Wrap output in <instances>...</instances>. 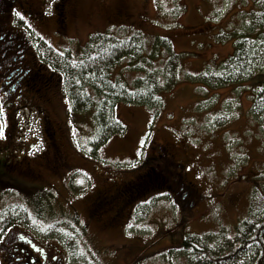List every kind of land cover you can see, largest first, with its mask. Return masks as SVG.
Masks as SVG:
<instances>
[{
    "label": "rangeland",
    "instance_id": "obj_1",
    "mask_svg": "<svg viewBox=\"0 0 264 264\" xmlns=\"http://www.w3.org/2000/svg\"><path fill=\"white\" fill-rule=\"evenodd\" d=\"M33 1L36 6L41 5L39 1ZM47 1L46 4L51 6L55 0ZM223 1L222 10L227 5L230 6L224 20L234 15H241L243 20L247 19L250 13H238L249 7L245 1L251 4L252 0H243L247 5L244 7L241 5L242 0ZM152 2L162 13L156 21L148 16L153 12ZM199 4V0L75 1L76 11L69 14L68 35L78 37L77 42L80 44L89 41L88 46L96 45L99 41L93 42L91 38L96 39L103 35L120 40L132 36L141 38V45L144 47L142 54H136V50H133L132 56L116 66L111 72L113 82L126 83V86L136 91V81L138 85L143 79H152L144 72L147 70L150 76L158 73L163 86L159 92L162 106L157 109L148 104H118L116 114L126 126L125 135L113 136L98 154L92 151L89 143L91 135H94L93 119L89 115H78L71 111L67 96L61 91L60 76L54 79L53 84L58 86L52 87L54 93L49 97L50 101H47L48 107L44 113L32 111L21 116L27 121L19 122V129H28L32 136H44L42 124L50 122L66 160L67 170L62 173V177L42 170L40 160L32 157L16 161L11 171L15 178L18 177L17 174L21 175L19 180L13 179L29 180L21 182L28 186L35 184L37 190L41 189L36 194H33L35 189H27L25 196L34 197L42 207L40 210L44 220L40 227L46 229L50 235L62 234L63 237L56 236L58 240L44 239L42 243L52 242L53 247L62 249V253L69 260L67 264H187L186 257L177 249L184 236L220 234L223 230L232 234L238 222L247 216L252 200L257 205L261 202L260 207H264V135L250 114L252 104L249 87L228 84L215 89L200 88L201 82L192 79L205 72L212 63L227 59L235 46L226 36L222 39L213 38L223 25L218 24L216 12L211 16H200ZM182 13L183 16L180 17ZM73 15L76 16L74 19ZM180 21L184 23L181 24ZM54 29L55 22L53 18H49L43 29L44 38L57 45L59 54H69V59L74 62L84 60L83 56L76 58L77 46H71L70 52V45L61 44L59 37L64 38L63 35L54 37ZM103 41L97 45L95 52L87 49L84 56H88L85 59L95 57L102 60L109 56L111 53H107L108 42L104 44ZM136 42L139 44L137 39ZM112 43L110 52L118 48L117 40ZM42 45L45 53V43ZM176 60L179 62L178 84L165 91L166 63L173 64ZM142 65H146V69ZM154 76L156 79L157 75ZM172 77L176 79L175 75ZM255 79L256 76H253L249 80V86L253 87ZM106 101L107 99L102 100L98 106ZM7 125L6 133L9 123ZM155 146L163 149L175 163L183 166L176 179L174 175L171 176L177 182L185 179L194 186L197 204L193 210L186 213L187 210L173 199L175 194L169 191L171 189L164 187L147 191L136 200L135 204L142 206L135 215L140 214L131 218L129 225L126 226L123 221L127 215H133L136 193L130 202L133 205L122 213V218L126 214L124 220L110 223L106 215L98 227L88 217L98 216L91 212L94 198L98 194L113 192L136 182V171H145L152 165L158 166V159L150 161L157 153ZM32 154L34 155V151L30 155L33 156ZM43 156L49 157L45 153ZM0 160L2 166L3 161L1 158ZM28 160L33 164L29 166V171L24 163ZM168 168L170 171H179ZM35 171L40 173L34 175ZM70 174L74 175L72 187L69 185L71 176L68 179ZM169 175L167 172L166 178H162L165 184H169ZM6 177L7 173L0 172V181ZM11 183L13 181H6V185ZM2 188L0 186V190ZM176 191H183L180 181L176 185ZM18 193H8L7 206L20 198L14 197ZM50 202L55 207V213H51L53 208ZM73 208L79 212L78 221L85 226V230L81 236H74L77 239L67 237L68 245L61 239L66 237L58 227L75 232L70 228L73 226L67 223L76 217ZM62 212L66 213L61 214ZM54 228L56 230L53 231ZM17 234L13 232L7 240V246L12 245L10 242L19 237L15 236ZM67 245L69 250L65 248ZM77 250L82 255L73 254L78 253ZM171 250L175 252L168 253ZM13 254L22 257L25 253ZM8 257L5 253V260ZM13 262L16 263L15 258Z\"/></svg>",
    "mask_w": 264,
    "mask_h": 264
},
{
    "label": "trees",
    "instance_id": "obj_2",
    "mask_svg": "<svg viewBox=\"0 0 264 264\" xmlns=\"http://www.w3.org/2000/svg\"><path fill=\"white\" fill-rule=\"evenodd\" d=\"M40 1L43 2L44 0ZM203 1L204 0H199L200 3H202ZM27 2L33 10L38 7L34 4L33 0H27ZM245 3L248 4L249 7L241 10L238 14L250 13L247 19H241V15H236V17L235 15L231 16L229 19L224 20L223 26H227V28H219L218 33L213 35V38L217 37L219 39H222L223 36H226L228 37L229 41L232 42V45L235 43L234 49L232 50L233 54H229V56H231H228V58L224 61H222L223 59L220 60V63H212L205 72L198 76L192 77V79L201 82L200 84L202 86H199L200 88L205 87L209 89H215L228 84H236L242 87H249V91L251 92L250 99L252 104L250 114L253 122L257 124L259 129H261L262 134L264 135V0H252L251 4L245 1ZM246 4L243 3V0L241 1V5L243 7L247 6ZM233 19H235L234 22H232ZM219 24L221 25V22ZM31 38L36 47L43 46L42 43H45V40H43L42 38L36 36L34 38L32 36ZM91 39L96 43L98 41L100 43L102 40H104V44L105 42H108L109 49L107 53L111 54L103 58L102 60L95 57L85 59V56H88H84L85 51L87 49H91L93 52H95V48L99 44L97 43L96 45H89L83 50L78 48L76 58L83 56L84 60L80 59L74 62V60L69 59V57H71L69 54V56L60 55L58 52H56L55 49H53V47L45 43L44 47L47 51L44 53L45 60H43L46 64L48 63L53 68V71L56 72L57 76H60V78L62 77L63 88L65 89L64 93L67 96V99L72 108L71 111L78 115H89L93 119L92 133L94 135H91L89 143L91 144L92 151L95 154H98V152H102L103 148L107 146L113 136H121L126 131V126L117 118L116 113L118 104H148L152 106V108L157 109L162 106V100L159 92L162 91L163 85L160 84L158 73L155 72L150 76L147 73V70H144V72H146L147 76L151 77L152 79H143V81L139 82L138 85V81H136V91L126 86L128 85L126 83L119 84L117 82H113L112 80V70L116 66L120 65L124 59L132 56L133 50H136V54H142L144 47L143 45H141L140 37L132 36L129 38H123L125 40H120L117 39V37L103 35L101 37H97L96 39L94 37H92ZM136 39L139 44H137ZM114 40H117L118 48H115L112 52H110L113 48L112 42ZM101 49L102 47L100 44L99 50L101 51ZM102 52L106 53L104 50H102ZM178 63V60H176L173 64H171L170 62L166 63L167 65L165 68V72L167 71V74L164 79L165 91L168 89H172L178 84ZM145 66L146 65H142V68L146 69ZM39 72H42V70L39 69L38 71L37 69V73L40 75ZM154 75H157L156 79L154 78ZM174 75L176 79H173L172 76ZM253 76H256V79L254 80L253 87H251L249 86V80H251ZM57 86L58 85H55V88ZM46 91L44 93L43 89H40V92L34 96V101H32L33 106H27L29 107L30 111L44 113L45 109L48 107L47 101H50V99L45 96ZM52 93H54V90L49 89L46 95L48 97H51ZM105 99H107V101L104 102V104L98 106V103L102 102V100ZM44 100L46 101L45 104ZM42 104H44L45 106L43 107ZM19 112L21 113V109L15 110L14 113H10L9 124H11L10 130L15 131L16 134L19 132V136H21L22 132L20 131L22 130H20L18 127V132H16L15 128L17 127V124L15 125L14 123H12V116L14 117L15 121H22L21 116L17 118V114ZM43 121H45V119H43ZM48 124L51 125L50 122H46L45 125L43 124L44 129L46 126V128L51 130L52 133L54 129H51ZM220 124L221 123L219 122L218 125ZM53 135L56 138L55 132L53 133ZM44 136L48 137L46 136L45 130ZM56 141L58 142L57 138ZM154 148L157 153L154 152L156 154L155 158L151 159L150 161L153 162L158 159L166 167H170L173 170H179L176 172L172 170L168 171L169 173L171 172L170 175H174L176 179L179 172L182 171L183 166L175 163L165 153V151H162L163 149H159L157 148V146H155ZM50 150L53 152L54 149L48 148L46 154H48L49 156H51ZM2 161L3 165L0 166V172L4 173V170L7 169L10 165L7 164L4 159H2ZM41 161L45 166L49 168H57V164H49L45 161L44 158L43 160L41 158L40 162ZM149 165L152 164L150 163ZM152 167L154 166L152 165L148 167L145 171H136V182L134 181L131 184L129 183L126 186H122L121 188H119V190H115L113 192L98 194L94 198V201L98 197L101 200H104V195L116 193V191H119V193L123 194L126 198V202H124L122 206L125 207L127 205L125 209L128 210V208L133 205V203L135 204L136 200L140 199V197L143 196L147 191L168 187L175 194L174 197L176 198L177 202L183 203L181 207L187 210L185 212L190 213V211H192V202H194V204H197V197H194L197 196V193L193 188L194 186L190 185L189 181H186L185 179L179 180L181 188H183V191L181 192L176 191V187H173L171 184L159 187L157 181L152 182L150 185H146V175L149 169ZM262 170H264V167ZM155 177L156 175L153 174L154 179ZM72 179L73 177H71L69 181L70 187H72ZM8 180L12 181L10 172L7 173V177L5 178V180L0 181L1 186L5 188L4 193H9L10 191L13 193H18V189L22 190L21 186L23 185L21 183H16L17 181L11 183V185H6V181ZM179 181H176L177 186L179 185ZM72 189L75 191L74 188ZM135 193L136 199L133 203H130L132 199H134L133 195ZM185 194L186 200L182 201L180 197L181 195ZM262 201L264 202V199H262ZM255 203V200H252L247 216L238 222L232 234H230V232H227L226 230H223L220 234H188L184 236L181 241L179 240L180 246L177 249H179L184 254L187 259V264H264V207H260L262 206L261 202L258 205ZM141 206L142 205L138 207L135 204L132 212L133 215H127L125 220L124 217L126 214L124 213L122 220H124L123 222L126 223V226L129 225L128 223H130L131 218H135V216H138L140 214L139 213L138 215H135L138 213ZM31 207L35 210V206ZM73 211L75 213L74 216H76L73 217V219H75L73 221L74 224L70 223V221H68L67 223L68 225L71 224V226H73L70 228H72V230H75V232L72 233L70 230H65L60 226L58 227L60 231L69 233L64 234L66 238H61L66 244H68L69 242L67 237L81 236L77 234V232L79 233L85 230V227L82 225V223L78 221L80 220L79 212H76L74 208ZM38 213L42 215L40 208L38 209V212H36L37 217L40 218V215ZM23 214H25V209L18 206L14 209V211L3 214L1 213L0 223L2 224L9 222L10 225H21L23 222L24 229L36 235L42 234L44 238H49L50 240H58L56 236L63 237L62 234L50 235L46 231V229H41L40 226L42 221L34 218V215H31L27 207L25 216L27 218H31V222H29L27 219H22L20 215ZM56 228H54L53 231L56 230ZM74 238L77 239L76 237ZM39 239L42 238L39 237ZM68 245L65 248H68L69 250L70 248L68 247ZM59 250L62 251V249ZM172 252L175 251H168V253ZM73 254L82 255V253L79 251L78 253L75 252Z\"/></svg>",
    "mask_w": 264,
    "mask_h": 264
},
{
    "label": "flooded vegetation",
    "instance_id": "obj_3",
    "mask_svg": "<svg viewBox=\"0 0 264 264\" xmlns=\"http://www.w3.org/2000/svg\"><path fill=\"white\" fill-rule=\"evenodd\" d=\"M76 0H55L50 10L47 11L46 6L43 2L35 10H33L28 4L27 0H0V158L10 166L4 170V172H10L11 176L13 169L12 165L16 161L22 159L26 160L30 157L38 158L40 160L44 158V153L48 151V148H54L51 151V156L44 158L49 164H57V168H49L40 162V167L42 170L48 173H54L62 177V173L66 171V160L62 151L60 150L59 143L56 141L53 135L54 131L48 128L44 129L46 131V136H32L29 135L30 132L27 131V137L19 136L18 132V120L15 121L12 116V123L17 124L16 132L10 130L11 124H9L8 133H6L8 128V123H10V113H14L15 110L23 109L29 105L33 106L32 101H34V96L43 89V92L55 87L54 79L57 77L56 72L53 71L52 67L44 62V50L41 46L36 47L32 40V35H41L44 31L43 29L47 26L49 18H53L55 21V30L52 32L53 35H63L59 37L61 41L67 40L75 44L74 40L70 39L69 25H70V15L76 11L75 8ZM51 11V15L49 12ZM70 14V15H69ZM76 16L73 15V19ZM57 29V30H56ZM67 37H66V36ZM75 37V36H74ZM78 37L74 39L77 40ZM37 51V52H36ZM44 59V60H43ZM37 69L42 70L37 73ZM48 70V71H46ZM46 91V94H47ZM45 96L49 99V97ZM44 100V104H45ZM44 104L43 107L45 106ZM51 129L52 126L48 124ZM6 128V130H5ZM5 130V133H4ZM22 134L24 130L21 129ZM2 137L5 139L2 140ZM21 137V138H19ZM28 140L31 142L29 143ZM34 151V155L31 156V152ZM39 151L38 153H36ZM36 153V154H35ZM48 155V154H47ZM34 161V160H33ZM27 165V171H29L33 164L31 161H25ZM64 170V171H63ZM26 171V172H27ZM170 171L162 162L158 166L149 169L146 175V185H150L152 182L157 181L158 186H166L163 179L166 178V173ZM156 172V173H155ZM40 172H34L36 175ZM171 173V172H170ZM30 174V173H29ZM153 174L156 175L155 179ZM15 179L19 180L20 174ZM12 181L16 183H21L22 190L18 189V194L21 199L19 203L21 206L34 205L35 208H42L40 203L34 197L25 196L27 189L34 190L33 194L41 191L36 189L37 186H28L21 181L29 180H15ZM163 178V179H162ZM169 184L176 187L177 182L172 179V176H168ZM32 183V182H31ZM170 185V186H171ZM1 186V184H0ZM171 186V187H172ZM24 191V192H22ZM5 192V188L0 190V198L8 196ZM39 194H42L40 192ZM38 195V194H37ZM104 200L99 197L94 201L92 207V214L98 216L88 217L99 224L102 222L104 216H108L110 223H116L122 220V213L126 206H122L126 202V198L123 194L116 191V193L104 195ZM7 203V202H0ZM18 203V202H17ZM53 212L55 211L54 205L50 202ZM6 208V207H5ZM100 210V211H99ZM21 226V227H20ZM8 232L5 233L6 242L4 244V251L9 256L6 260L7 263L11 264H67L68 260L65 258L62 251L58 248L53 247L51 244L41 245L36 241L32 232L26 231L23 227V222L21 225H10L7 229ZM13 232L18 234L17 239H13L12 245L7 246V240L11 238ZM50 247V249H48ZM23 248V249H22ZM12 252V253H11ZM13 252L25 253L22 257L15 256ZM15 258V262H13ZM66 259V260H65ZM9 261V262H8Z\"/></svg>",
    "mask_w": 264,
    "mask_h": 264
},
{
    "label": "crops",
    "instance_id": "obj_4",
    "mask_svg": "<svg viewBox=\"0 0 264 264\" xmlns=\"http://www.w3.org/2000/svg\"><path fill=\"white\" fill-rule=\"evenodd\" d=\"M223 4H224V1L223 0H211V2H209V3L207 2V0H204L202 3L199 4V10H200V13H201L200 16H202V15H205V16L206 15H209V16H211L214 12H216L217 15H218V17H217L218 24L221 22V24L223 25L224 24V21H222V20H224V15L226 14V12L229 9V7L227 5L226 6V9L225 10H222ZM149 6L151 7V5H149ZM151 9H153V12L152 13H149L148 16H150L154 21H156L157 19H159V16H162V13L156 8L155 3H153V2H152ZM182 16H183V13L180 15V17H182ZM201 18L203 20V17H201ZM234 21H235V19H233L232 22H234ZM180 22H181V24L184 23V21H180ZM217 26L219 27L220 25H217ZM225 27L227 28V26H223V27L220 26L221 29H225Z\"/></svg>",
    "mask_w": 264,
    "mask_h": 264
}]
</instances>
